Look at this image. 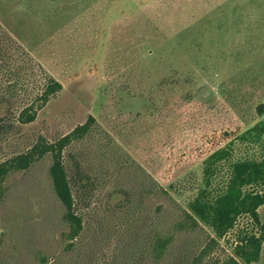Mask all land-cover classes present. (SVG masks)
I'll list each match as a JSON object with an SVG mask.
<instances>
[{
  "label": "rangeland",
  "instance_id": "rangeland-1",
  "mask_svg": "<svg viewBox=\"0 0 264 264\" xmlns=\"http://www.w3.org/2000/svg\"><path fill=\"white\" fill-rule=\"evenodd\" d=\"M263 102L264 0H0V264H264L250 215L220 235L190 210L264 162Z\"/></svg>",
  "mask_w": 264,
  "mask_h": 264
},
{
  "label": "trees",
  "instance_id": "trees-1",
  "mask_svg": "<svg viewBox=\"0 0 264 264\" xmlns=\"http://www.w3.org/2000/svg\"><path fill=\"white\" fill-rule=\"evenodd\" d=\"M4 58V56L1 58V62ZM7 62L8 60H5L4 68H8ZM10 68L11 69H9L7 73L14 72L12 65H10ZM61 87L60 81L51 75H47L45 77L42 98L45 100L49 99L58 92ZM258 111L264 113V102L258 106ZM49 150L54 152L51 175L55 191L66 207L67 220L74 227L78 228L81 226V218L76 211V198L74 197L73 189L64 166L61 150L56 151L54 147L48 146L46 151ZM31 158L32 155H24L16 161L13 160L11 167H27ZM224 158V153L220 151L216 157V161H220ZM6 170V168H2L0 170V175L6 172ZM206 174L210 180L211 176L214 174L211 166L207 167ZM209 180L208 184L210 185ZM246 186H250L254 189L252 191H246L244 189ZM212 192L210 189H203L190 202V210L198 220L208 224L218 234L222 235L234 226L237 218L241 214H248L258 223L261 236L264 239V222L259 220L258 215L259 207L264 204V162L251 160L234 162L223 189L221 191ZM253 238L251 241H253ZM260 246L261 243L259 242L254 245L252 257L258 252Z\"/></svg>",
  "mask_w": 264,
  "mask_h": 264
}]
</instances>
